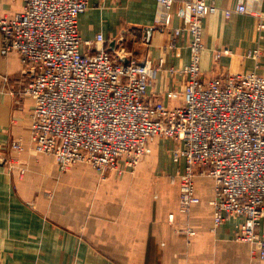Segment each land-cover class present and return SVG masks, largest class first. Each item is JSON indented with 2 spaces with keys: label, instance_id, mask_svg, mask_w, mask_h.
Listing matches in <instances>:
<instances>
[{
  "label": "crops",
  "instance_id": "crops-1",
  "mask_svg": "<svg viewBox=\"0 0 264 264\" xmlns=\"http://www.w3.org/2000/svg\"><path fill=\"white\" fill-rule=\"evenodd\" d=\"M206 1L220 8L203 19L206 77L255 69L264 76V29L253 14L264 12V0ZM25 3L0 0V19L21 12ZM239 4L247 12L236 11ZM160 16L157 0H89L79 25L84 40L103 33L125 61L164 60L149 94L175 105L166 92L182 90L185 77L169 68L190 62L192 36L174 35L183 24L177 7L167 28ZM29 82L20 54L2 52L0 30V264H264L255 244L238 239L241 218L215 225L210 176H197L201 201L184 211L178 186L141 174L146 155L122 174H101L85 162L65 172L52 155L36 152ZM18 142L21 151L14 148Z\"/></svg>",
  "mask_w": 264,
  "mask_h": 264
},
{
  "label": "built area",
  "instance_id": "built-area-1",
  "mask_svg": "<svg viewBox=\"0 0 264 264\" xmlns=\"http://www.w3.org/2000/svg\"><path fill=\"white\" fill-rule=\"evenodd\" d=\"M25 1L21 12L0 19V30L2 52L19 53L30 74L35 151L52 155L63 170L85 162L101 174H122L156 137L176 138L175 161L185 162L178 177L183 210L201 201L197 176L212 177L215 225L241 218L238 239L255 244L264 260V76L255 69L207 78L202 71L203 19L220 8L206 0H157L165 28L177 7L183 24L174 35L192 36L190 62L169 68L185 77L181 91L166 92L178 100L169 105L149 94L164 60L125 61L103 33L82 38L79 18L89 0ZM235 10L247 12L244 4ZM253 14L264 29V12ZM251 56L257 59L260 50ZM14 148L21 151L22 144Z\"/></svg>",
  "mask_w": 264,
  "mask_h": 264
},
{
  "label": "rangeland",
  "instance_id": "rangeland-1",
  "mask_svg": "<svg viewBox=\"0 0 264 264\" xmlns=\"http://www.w3.org/2000/svg\"><path fill=\"white\" fill-rule=\"evenodd\" d=\"M179 91H181V89ZM152 143V150H150L148 155L146 154L143 159L146 167L142 168L141 174L149 177L153 176L155 179L156 177H158V179L167 178L173 185L181 189L178 177L184 168V162L182 160L175 161L174 158L175 152L179 151L181 148L180 140L167 136H158ZM69 168H71V166ZM69 168L63 171L66 172Z\"/></svg>",
  "mask_w": 264,
  "mask_h": 264
}]
</instances>
